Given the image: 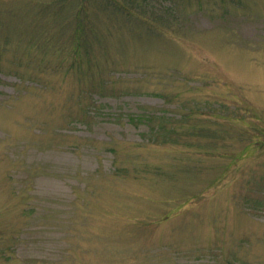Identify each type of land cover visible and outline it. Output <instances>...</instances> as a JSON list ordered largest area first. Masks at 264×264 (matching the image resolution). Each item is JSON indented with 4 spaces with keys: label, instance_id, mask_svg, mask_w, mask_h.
I'll return each instance as SVG.
<instances>
[{
    "label": "rangeland",
    "instance_id": "1",
    "mask_svg": "<svg viewBox=\"0 0 264 264\" xmlns=\"http://www.w3.org/2000/svg\"><path fill=\"white\" fill-rule=\"evenodd\" d=\"M0 264H264V0H0Z\"/></svg>",
    "mask_w": 264,
    "mask_h": 264
}]
</instances>
